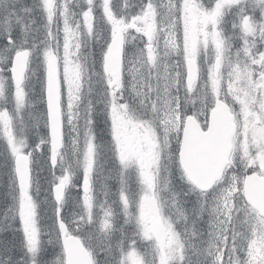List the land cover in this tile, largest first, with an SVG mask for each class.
Masks as SVG:
<instances>
[{
  "label": "snow or ice",
  "instance_id": "6c2138e0",
  "mask_svg": "<svg viewBox=\"0 0 264 264\" xmlns=\"http://www.w3.org/2000/svg\"><path fill=\"white\" fill-rule=\"evenodd\" d=\"M0 264H264V0H0Z\"/></svg>",
  "mask_w": 264,
  "mask_h": 264
}]
</instances>
